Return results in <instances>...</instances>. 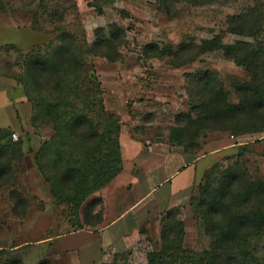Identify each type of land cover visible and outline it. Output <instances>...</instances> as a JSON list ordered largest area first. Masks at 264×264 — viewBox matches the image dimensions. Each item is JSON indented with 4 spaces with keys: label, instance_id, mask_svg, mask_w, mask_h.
Masks as SVG:
<instances>
[{
    "label": "rangeland",
    "instance_id": "obj_1",
    "mask_svg": "<svg viewBox=\"0 0 264 264\" xmlns=\"http://www.w3.org/2000/svg\"><path fill=\"white\" fill-rule=\"evenodd\" d=\"M259 9L264 14V0H0V126L11 129L12 139L20 141L22 147V155L11 162L13 176L0 186V264H9L16 256L21 257V264H37L44 256L38 242L42 238L77 229L80 222L96 221L85 228L101 226V221L111 218L109 207L118 190L112 187V179L94 190L80 206L78 216L73 205L51 194L50 183L35 159L55 129L50 122L32 123L33 103L17 76L25 72L30 54L55 49L60 29L74 32L83 50L93 43L97 29L104 28L107 32L112 22L123 27L126 36L118 46L121 56L117 60L92 52L83 53V58L101 82L106 113L119 119L117 138L122 158L124 152H130L124 154L126 171L117 181L134 180L133 175H128L134 172H140L145 179L149 165L161 151H185L182 139L189 141V129L183 132L182 128L187 125L185 114L197 116L200 110L197 105L209 96L210 90L221 87L229 102L240 101L241 93L234 82L250 79L245 64L235 63L222 49L202 51L198 46L214 34L224 43L242 39L264 45V16L259 27L252 23L253 14ZM231 21L244 33L229 31ZM148 43L171 46L173 51L183 43L188 45L180 56L167 51L158 56L145 53L144 46ZM256 71L259 86L264 90V71ZM235 121L228 124L244 129ZM125 140L133 145L137 141L142 153L137 145H125ZM197 140L200 149L190 152V156H206L198 168L206 163L207 168L213 167L212 188L218 186L222 170L229 166L241 169V189L247 187L248 181H264V130L234 134L230 129L208 132L203 129ZM48 163L46 158L41 160L44 173L49 174ZM199 181L191 190L196 199L190 201L189 197L174 205L179 209L176 217L183 221L180 244L186 251L175 252L176 258L170 260L172 264H211L215 241L205 220L196 186ZM131 185L129 181L124 184L128 188ZM127 187L120 194L119 205L123 207L142 189L136 185L135 190L129 191ZM57 188L62 191L61 187ZM262 203L264 194H258L231 212L244 214L247 205ZM174 206L143 204L140 221L132 225L129 236L123 243L111 245L109 250L118 251L117 258L122 264L146 263L147 253L159 250L163 244V224L170 220L168 212ZM228 218L229 213L222 219L223 225ZM86 237L77 233L64 238V242L91 241ZM236 244L233 253L237 259H244L247 264H264V229L249 233Z\"/></svg>",
    "mask_w": 264,
    "mask_h": 264
},
{
    "label": "trees",
    "instance_id": "obj_2",
    "mask_svg": "<svg viewBox=\"0 0 264 264\" xmlns=\"http://www.w3.org/2000/svg\"><path fill=\"white\" fill-rule=\"evenodd\" d=\"M263 16V10H257L253 14V25L259 27ZM231 19L234 17L231 16ZM228 30L244 33V30L232 21ZM125 36L123 27L112 22L107 32L104 28L97 29L93 43L87 44L82 50L74 32L60 29L56 48L51 52L37 51L30 54L25 72L17 75L24 85L27 98L33 103L32 123L50 122L55 129L53 136L45 140L36 153L37 166L49 181L51 194L59 201L73 205L77 216L85 199L123 169V158L117 138L119 119L111 113H106L101 82L95 70L87 67L83 53L92 52L109 60H117L121 56L118 46L125 41ZM186 45L188 43H183L179 49L173 51L171 46L161 47L158 43H148L144 50L147 55L162 56L167 51L180 56L179 54L186 50ZM198 49H222L235 63L245 64L250 79L234 82V86L241 93L238 103L229 102L223 89L215 87L216 89L211 88L215 90H210L209 96L197 105L200 108L197 116L185 114L187 125L182 128L185 129L183 132L189 129L187 133L190 143L182 139L184 150L196 152L200 149L197 136L203 129L207 132L230 129L234 134L248 130H264V90L259 86L260 78L256 71H264V45H255L242 39L234 43H224L218 34H214L203 39ZM49 79H52L51 83ZM208 81L204 80L206 83ZM235 120L244 129H236L228 124ZM11 132V129L0 126V186L13 176L12 159L22 155L20 141L13 140ZM203 135L205 136V133ZM83 156H86V160H83ZM45 158L49 162L50 173L55 171L52 175L44 173L41 160ZM212 171L213 167L205 169L201 181L196 184L201 195V205L204 206L205 220L215 241L210 262L247 264L244 259H237L233 250L236 243L249 233L264 229V203L247 205L248 210L244 214H233L231 211L235 207L239 209L248 204L255 195L264 194V181H248L247 187L241 189V169L238 166H229L222 170L218 186L212 188ZM57 187H61L62 191ZM210 192L213 194L210 195ZM189 197L190 201L197 198L194 192H191ZM178 211L174 206L173 211L168 212L170 220L163 224L161 248L149 251L147 262L141 264H172L170 260L176 258L175 252L186 251L180 244L184 229L183 221L176 217ZM228 213L230 218L227 224L223 225L222 219ZM89 218L92 219L90 216ZM86 219L90 220L88 217ZM95 223L96 221L86 224L80 222L77 228ZM118 254L116 253L112 261L102 264H122L117 258ZM13 263L21 264V257H14L9 264ZM37 264L52 262L40 259Z\"/></svg>",
    "mask_w": 264,
    "mask_h": 264
},
{
    "label": "crops",
    "instance_id": "obj_3",
    "mask_svg": "<svg viewBox=\"0 0 264 264\" xmlns=\"http://www.w3.org/2000/svg\"><path fill=\"white\" fill-rule=\"evenodd\" d=\"M130 142L125 140V145H137V150L139 149L137 141H134V145L132 141ZM138 152L142 153L139 150ZM124 154L126 153H123V163L125 164L126 155L130 154L129 150L126 155ZM190 154L192 153L183 150L161 151L154 163L149 165L150 170L145 179L141 177L140 172L128 174L130 177L134 176V180L125 181L126 183L132 182L133 185L129 188L124 186L125 182L117 181L122 172L126 171L123 166V169L110 181L112 187L118 189L114 192L113 202L109 207L110 211H107L111 214V218L101 221L102 224L99 227L88 225L86 228L72 229L42 238L38 241L41 244L39 248L44 255L41 259H48L52 264H102L112 261L118 251H111V245H119L129 236V232L133 229L132 225L140 221L139 216L142 213L143 204L154 203L157 206L169 208L189 198L194 184L201 179L207 168V163L198 168V163L206 156H190ZM136 185L143 191L141 189L140 194L126 206L119 205L121 191L127 190L126 187L129 191H133L136 189ZM77 233L86 234V239H91V241L64 242V238ZM91 243L95 244V247L91 246V248Z\"/></svg>",
    "mask_w": 264,
    "mask_h": 264
}]
</instances>
